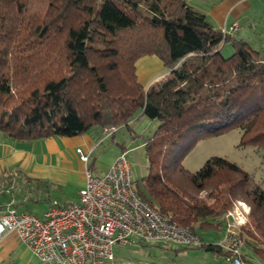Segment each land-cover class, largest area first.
<instances>
[{"label": "trees", "instance_id": "trees-1", "mask_svg": "<svg viewBox=\"0 0 264 264\" xmlns=\"http://www.w3.org/2000/svg\"><path fill=\"white\" fill-rule=\"evenodd\" d=\"M262 52L216 28L187 0H0V135L75 136L131 128L142 114L158 119L152 133L134 136L144 139L148 159V173L134 181L139 194L201 237V229L224 226L235 200L247 201L250 221L241 233L264 264V186L222 156L195 171L182 163L193 134L235 127L239 145L264 151ZM153 55L168 72L145 87L137 62ZM18 174H0V187ZM203 240L181 247L228 255Z\"/></svg>", "mask_w": 264, "mask_h": 264}, {"label": "built area", "instance_id": "built-area-1", "mask_svg": "<svg viewBox=\"0 0 264 264\" xmlns=\"http://www.w3.org/2000/svg\"><path fill=\"white\" fill-rule=\"evenodd\" d=\"M237 24L224 33H232ZM110 131V130H106ZM84 161L89 153L77 148ZM250 206L237 200L225 213L224 234L218 243L231 264H247L241 245L242 226ZM14 232L40 263L105 264L115 258V247L136 239L172 246L204 243L191 227L178 225L137 191L127 151H121L105 174L86 170L85 184L76 201H53L43 214L20 211L12 204L0 207V240Z\"/></svg>", "mask_w": 264, "mask_h": 264}, {"label": "crops", "instance_id": "crops-1", "mask_svg": "<svg viewBox=\"0 0 264 264\" xmlns=\"http://www.w3.org/2000/svg\"><path fill=\"white\" fill-rule=\"evenodd\" d=\"M187 1L205 12L216 28L223 31L237 24L238 28L229 34L242 37L252 44L260 43L261 46L258 48H264V43H262L264 0ZM260 29L263 35L258 38L257 31ZM167 72L168 70L165 69L162 61L155 55L142 57L137 62V73L145 87ZM117 130L112 131V133L106 129L93 127L80 135H55L35 140H15L0 135V174L7 170L10 172L17 170L19 174L16 180L23 179L31 186L28 198L39 192L40 196L51 198V202L68 203L76 201L79 197V190L85 184L86 170L91 169L98 175L105 174L114 158L125 150V143L120 141H116L120 150H116L114 155L108 153L110 145L108 147L103 146L104 142L116 135ZM131 132L133 136L146 134L144 132L138 133L134 129H131ZM142 140L144 144V139L142 138ZM77 148H82L90 154L88 161L80 159ZM25 176H29L32 181L25 180ZM24 200L25 197L19 192L0 193V204L3 207L9 204L18 205ZM219 229L224 234V226L219 227ZM215 258L218 261V256ZM0 264L43 263L36 259L16 233L11 232L0 240Z\"/></svg>", "mask_w": 264, "mask_h": 264}, {"label": "rangeland", "instance_id": "rangeland-1", "mask_svg": "<svg viewBox=\"0 0 264 264\" xmlns=\"http://www.w3.org/2000/svg\"><path fill=\"white\" fill-rule=\"evenodd\" d=\"M261 33V29L257 31L258 38L263 35ZM262 43H264V36ZM253 46L258 48L261 45L260 43H255ZM260 49L263 50L262 54H264V48ZM231 51L232 47L227 43L223 48V52L229 54ZM158 123V119H151L142 114L132 122L131 129L136 130L138 133L144 132L149 134L154 131ZM131 129L128 126L120 127L116 135L104 142L103 146L105 145L108 147L110 145L111 147L109 146L108 153L114 155L116 150H120V146L116 141L124 142L132 178L134 181H140L142 176L148 173V159L142 137H134ZM195 134L190 138L193 147L182 158V163L186 168L192 171L198 170L210 156L218 155L236 162L244 169L251 172L255 179L264 186V151L252 145H239L242 134L240 128H230L210 135ZM3 188L13 193L19 192L25 197V200L16 206L18 210L32 211L41 215L52 204L51 198L40 196L41 194L39 192H34V195L32 194L33 199L28 198L27 196L30 195L29 189L31 186L23 179L15 180L13 184H6L5 187L1 185L0 189ZM238 200L245 201L243 199ZM236 201L237 200L233 202L232 207ZM245 202L250 206L247 201ZM250 213L246 223L250 221ZM199 233L205 241L215 243H219L223 235V231L219 229V227L201 229ZM242 236L244 237L243 239H246L245 235ZM137 240L138 239L135 238L128 245L116 246L115 252L118 253L116 261L105 264H231V262L227 260L228 256H219L217 261L215 256L204 248L176 247L170 244L150 241L148 243L153 245L149 247L140 245V243L136 242ZM240 249L253 263L259 264L262 261L257 256L252 246L246 241H243ZM126 253L130 255H125ZM46 264L58 263L50 262Z\"/></svg>", "mask_w": 264, "mask_h": 264}]
</instances>
